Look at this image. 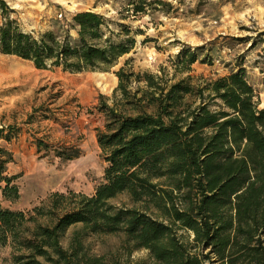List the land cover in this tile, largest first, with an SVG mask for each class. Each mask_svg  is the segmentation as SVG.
<instances>
[{
  "label": "trees",
  "instance_id": "1",
  "mask_svg": "<svg viewBox=\"0 0 264 264\" xmlns=\"http://www.w3.org/2000/svg\"><path fill=\"white\" fill-rule=\"evenodd\" d=\"M154 1L138 0L133 14ZM6 7L0 0V53L37 69L108 71L136 43L124 24L112 40L107 19L93 11L71 17L75 42L68 33L35 37L5 17ZM198 49L182 47L156 72L134 71L129 59L113 72L116 86L95 106L103 117L95 129L100 180L91 194L54 190L28 209L0 201L6 264H264V103L242 60L226 75L192 74ZM11 128L1 127L0 138L9 141ZM12 160L0 145L1 195L16 202L17 176L6 172ZM110 234L119 237L118 254L90 251L88 237ZM137 250L146 256L130 260Z\"/></svg>",
  "mask_w": 264,
  "mask_h": 264
},
{
  "label": "rangeland",
  "instance_id": "2",
  "mask_svg": "<svg viewBox=\"0 0 264 264\" xmlns=\"http://www.w3.org/2000/svg\"><path fill=\"white\" fill-rule=\"evenodd\" d=\"M137 1L77 0L65 11L66 4L55 0H4L5 17L35 37L52 31L59 37L68 33L75 42L78 36L69 25L71 17L79 11H93L107 19L103 30L112 40L124 24L136 43L108 71L37 69L29 60L0 53V128L5 133L6 126H12L11 139L0 138V145L12 153L6 172L17 176L14 183L20 191L16 202L2 198L0 191L3 206L28 209L49 191L89 192L100 180L105 162L95 129L103 117L95 106L99 94L111 95L117 84L113 72L126 59L134 71L156 72L182 47L201 46L191 73L213 77L228 74L242 60L258 106H263L264 63L257 59L264 47V0H161L164 5L146 0L154 3L144 14L134 15ZM3 21L0 9V23ZM67 148H78L81 153L72 159L60 157L58 153ZM86 243L95 254L119 253L117 235H92ZM145 256V250H137L130 260ZM8 257L9 249L0 247V264H6Z\"/></svg>",
  "mask_w": 264,
  "mask_h": 264
},
{
  "label": "crops",
  "instance_id": "3",
  "mask_svg": "<svg viewBox=\"0 0 264 264\" xmlns=\"http://www.w3.org/2000/svg\"><path fill=\"white\" fill-rule=\"evenodd\" d=\"M55 1H57V2H64L65 4H66V8H65V11L67 10V9H72L71 7L73 6V5H76L77 4V0H55ZM3 59H7V58H3ZM7 60H9V59H7ZM1 61H2V58H0V64H1ZM1 65H0V69H1ZM1 71V70H0ZM114 74V73H113ZM116 77V76H115ZM94 186H95V184L92 186V188L90 189V191L89 192H86V191H84V190H79V191H82V192H84V193H86V194H91L92 192H93V190H94ZM52 191H54V190H52ZM50 192V191H49ZM47 193H45V195H46ZM44 195V196H45ZM44 196H40L39 197V199H41V198H43Z\"/></svg>",
  "mask_w": 264,
  "mask_h": 264
},
{
  "label": "built area",
  "instance_id": "4",
  "mask_svg": "<svg viewBox=\"0 0 264 264\" xmlns=\"http://www.w3.org/2000/svg\"><path fill=\"white\" fill-rule=\"evenodd\" d=\"M58 16H59V17H61V16H62V14H61V13H59V14H58Z\"/></svg>",
  "mask_w": 264,
  "mask_h": 264
},
{
  "label": "bare ground",
  "instance_id": "5",
  "mask_svg": "<svg viewBox=\"0 0 264 264\" xmlns=\"http://www.w3.org/2000/svg\"><path fill=\"white\" fill-rule=\"evenodd\" d=\"M13 67V66H12Z\"/></svg>",
  "mask_w": 264,
  "mask_h": 264
}]
</instances>
